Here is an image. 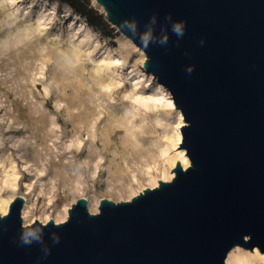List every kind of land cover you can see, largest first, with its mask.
Listing matches in <instances>:
<instances>
[{
    "label": "water",
    "instance_id": "1",
    "mask_svg": "<svg viewBox=\"0 0 264 264\" xmlns=\"http://www.w3.org/2000/svg\"><path fill=\"white\" fill-rule=\"evenodd\" d=\"M180 111L170 182L129 201L82 198L62 223L0 216V264H226L264 253V0H94ZM170 172V173H171Z\"/></svg>",
    "mask_w": 264,
    "mask_h": 264
},
{
    "label": "rangeland",
    "instance_id": "2",
    "mask_svg": "<svg viewBox=\"0 0 264 264\" xmlns=\"http://www.w3.org/2000/svg\"><path fill=\"white\" fill-rule=\"evenodd\" d=\"M72 16L57 2L0 0V201H27L25 226L67 220L82 198L90 214L102 199L129 201L184 151L170 146L173 100L143 68V52L113 25L104 38L81 17L84 27L70 25ZM236 248L244 264H264L257 248Z\"/></svg>",
    "mask_w": 264,
    "mask_h": 264
},
{
    "label": "bare ground",
    "instance_id": "3",
    "mask_svg": "<svg viewBox=\"0 0 264 264\" xmlns=\"http://www.w3.org/2000/svg\"><path fill=\"white\" fill-rule=\"evenodd\" d=\"M42 1L45 2V0H42ZM68 23L70 25L75 24L76 27L79 26V28H82L85 25V23L82 22L78 18V16L70 17L68 19ZM151 78H152V76H151ZM158 85H159V88H161L167 94V92L163 88V86L161 84H159V83H158ZM161 101H162L161 98L153 99L154 104L160 103ZM165 107H166L165 115L166 116H175V118H176L177 125H176V131H175L176 132L175 140L170 143V146L173 147L174 149H177L178 145L181 143L180 128L183 125L182 115H181L180 111H178L175 108V105L171 101L170 97L168 98V102L165 103ZM165 153H166L165 150H163L161 152V154H165ZM177 162L181 164L183 169H186V168L189 167V160L186 157L184 151H178V152L174 153L171 157H169L167 159V163H168L171 171L176 166ZM173 178H174L173 172L168 173V174H166V172H163V179H162L163 182H170ZM156 186H157V184H155L152 188H155ZM14 198L15 197H12L9 201H0V216L1 217H4V216L7 215L8 211H9V205H10V203H12ZM89 210H90V212H97L98 211V207L97 206L96 207L89 206ZM21 214H22L23 219L25 220L27 215H28V203H27V201H24V206H23ZM64 221H66V216L65 217H60L59 221L56 222V224L62 223ZM255 254H257V251H255ZM244 260H245V256L241 252L240 248H234L228 254L227 259H226V264H244ZM261 260H262V262H264V259H261Z\"/></svg>",
    "mask_w": 264,
    "mask_h": 264
},
{
    "label": "trees",
    "instance_id": "4",
    "mask_svg": "<svg viewBox=\"0 0 264 264\" xmlns=\"http://www.w3.org/2000/svg\"><path fill=\"white\" fill-rule=\"evenodd\" d=\"M57 2L58 5L68 6L75 16L81 17L86 24L98 32L104 38H113L114 29L111 25L91 6V0H46Z\"/></svg>",
    "mask_w": 264,
    "mask_h": 264
}]
</instances>
